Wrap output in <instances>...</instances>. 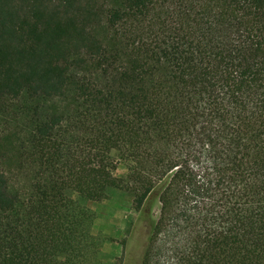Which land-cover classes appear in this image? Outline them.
<instances>
[{"label": "trees", "instance_id": "trees-1", "mask_svg": "<svg viewBox=\"0 0 264 264\" xmlns=\"http://www.w3.org/2000/svg\"><path fill=\"white\" fill-rule=\"evenodd\" d=\"M114 187L119 264H264V0H0V264H93Z\"/></svg>", "mask_w": 264, "mask_h": 264}, {"label": "rangeland", "instance_id": "rangeland-1", "mask_svg": "<svg viewBox=\"0 0 264 264\" xmlns=\"http://www.w3.org/2000/svg\"><path fill=\"white\" fill-rule=\"evenodd\" d=\"M117 158V152L113 151ZM127 171L126 164L119 161L115 173L123 176ZM73 197L94 213L92 231L102 237V247L93 264H119L123 255V240L128 236V228L135 222L140 207L133 197L121 188H111L109 195L102 200L80 198L76 193ZM160 202L153 201L152 210L155 216L159 213Z\"/></svg>", "mask_w": 264, "mask_h": 264}]
</instances>
